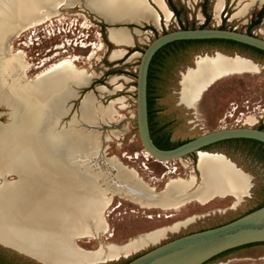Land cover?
<instances>
[{"label": "bare ground", "instance_id": "obj_1", "mask_svg": "<svg viewBox=\"0 0 264 264\" xmlns=\"http://www.w3.org/2000/svg\"><path fill=\"white\" fill-rule=\"evenodd\" d=\"M225 2L214 0L215 18H220ZM232 3L239 9L232 16L237 20L255 5L262 6L264 0ZM76 5V0H0V104L12 111L11 122L0 124V240L42 264H92L98 252L80 251L76 243L83 240L91 243L104 234L108 222L103 207L113 195H122L144 208L168 212L177 211L193 200L201 201V197L214 190L232 192L238 198L248 185L246 176L232 162L225 161L223 154L202 151L197 153L201 182L194 191L186 185L166 187V198L158 200V195L139 182H120L116 186L101 182L104 172L94 169L90 161L100 157L103 145L98 152L86 149L83 131L77 130L74 137L73 126L60 125L66 100L77 98L74 87H87L90 82L87 75L75 69L77 57L63 58L31 79L27 77L31 65L25 52L13 45L29 31L36 32L41 26L53 24L61 11ZM82 6L109 26L108 40L117 47L109 54L111 62L120 61L126 55L124 47L133 46L129 30L114 26L148 22L156 27H161V22L168 26L174 16L166 0H84ZM10 32L14 34L6 44ZM134 35L139 36V30H134ZM209 59L198 63L196 70L182 81L180 100L187 107L194 106L199 96L218 81L257 71L253 63L243 58ZM97 90L100 92L101 88ZM95 102L90 92L82 99L81 110L89 114L88 118L98 114ZM254 124L246 123L248 127ZM107 160L117 170L119 180L138 176L115 158ZM10 175L16 179L6 180ZM124 188L145 198L120 193ZM165 232L157 230L131 238L124 247L111 245L109 251L115 256L129 255L157 245Z\"/></svg>", "mask_w": 264, "mask_h": 264}, {"label": "rangeland", "instance_id": "obj_2", "mask_svg": "<svg viewBox=\"0 0 264 264\" xmlns=\"http://www.w3.org/2000/svg\"><path fill=\"white\" fill-rule=\"evenodd\" d=\"M76 1L77 5L74 8H67L61 11V16L55 18L53 24L49 23L41 26L35 32L36 37H41V40L47 43L58 39L65 43L64 39L66 40V38L74 39L76 37L79 40L80 36L84 42L90 43L84 46L87 47L84 50L79 47L75 48L73 44L71 46L65 45L64 47L65 49L74 48L77 50L74 55V58L77 57L74 67L87 75L86 78L90 82L87 87H74L77 92V98L66 100V111L60 115V125L73 126L74 129L71 131L74 137H76L77 130L83 131L85 135L84 147L86 149H93L94 152H98L100 145H103L100 157H93L90 163L93 164L94 169L104 172L101 179L104 184L109 183L116 186L120 182L127 184L139 182L147 189H150L152 194L158 195V200L166 198V187L186 185L190 190L194 191L201 182L200 172L197 170L198 154L184 157L181 161L176 160V165L174 163L169 164L170 169L172 166L178 167L175 174L168 172L162 166H152L155 170L153 175L142 172L138 163L130 162L125 157L143 150L135 124V86L142 53L156 37L165 32L182 29V27L192 29V27L198 28L204 25L206 18L201 5L205 0H171V5L175 7L179 18L173 16V20L168 26L165 22H161V27H156L151 22L142 23V25H145L143 28H140L142 25L114 26L113 28L127 26L133 38V46L124 47L128 52L117 62L109 60V54L117 48L108 40L107 28L109 26L83 8L82 3L84 0ZM232 1L226 0L219 19L215 18L214 15V0L207 1L204 10L210 15V21L207 24L208 28H219L225 25L226 30H236L245 33L251 31V34L264 39V16L257 25L254 24L257 20V13L260 11L259 8L263 5L260 7L255 5L245 17L233 20V14L239 9ZM151 5L154 6L153 4ZM251 23L252 26H250ZM57 28H64L67 34L61 33L58 35L55 33L52 36L51 33L49 37L47 32ZM134 28L139 29V36L134 35V30H137ZM67 30L74 32V34L68 33ZM13 34V32H10L7 35L6 44L13 37ZM31 36L32 32L29 31L22 38L15 41L13 45L15 49L25 52L26 60L31 65V71L27 73V77L34 79L40 73H37L36 69L38 70V67L34 66L33 59L35 44L39 40L36 42L35 39H31L34 44L29 46L27 42L30 41ZM24 42L27 43L25 46L23 45ZM101 44L103 49L100 47ZM230 47L225 44L218 47L201 44L187 49L186 52L180 55V59L175 61L172 72L163 76L165 81L159 83L165 84L168 88L151 89L153 97L152 113H154L153 124L158 127H164L165 132L169 134L173 143L192 140L215 130L228 129V122L236 118L238 112H252L247 114L249 118L246 120L244 127H247L246 123L250 121L255 123L252 127H256L258 125L256 115L258 113L264 115V106L260 108V105H264V58L262 59L256 55L250 57L242 51H238L237 46ZM62 49L63 47L58 48L57 52L62 51ZM84 51H88L87 59H85L86 65L80 64V59L78 58L83 55ZM92 52L95 53L91 58L90 54ZM227 56L232 59L238 57L251 60L250 62L257 69L256 73L233 75L224 78L208 91L202 93L194 106H185L180 100L181 89L179 92L176 85L177 80L181 82L186 79L192 73L190 68L195 67V62L198 64L210 60L209 58L215 59ZM80 65L83 67H80ZM178 72H182L183 75L179 76ZM98 88H101L100 92L97 90ZM89 92L96 98L95 105L98 109V114L93 119L88 118L89 114L81 110L82 99ZM231 108L233 110L237 109L233 111ZM10 110L7 106L0 104V124L5 125L11 122L12 111ZM227 112L232 113L234 118H228L225 121L224 115ZM83 116H86V120L83 119ZM238 116H241V114ZM236 144L240 148L239 151H230L229 156L223 153L219 154L226 156L224 157L225 161L226 158H229L232 163L234 162V168H239V172L248 179L247 189L239 195L240 197H234L232 192L214 190L201 197V201L193 200L179 207L177 211L167 212L159 209L144 208L132 203L122 195H113L109 204L103 207L104 218L106 223L108 222L104 234L97 236L98 239L93 240L91 243H87L85 240L78 242L76 247L83 252H98L97 257L91 262L92 264H122L161 243L193 232L226 224L263 204L264 165L250 154L249 151L253 147L250 143L238 141ZM224 147L227 148L226 146ZM109 158H115L123 167L133 170L138 176L119 180L116 177L117 170L112 168L110 161L107 160ZM164 174L165 177L163 179ZM15 179L16 176L14 175L6 177V180L10 181ZM120 190V193L122 192L128 196L145 198L142 195L128 191L127 188ZM147 215H160V217L159 219L147 220ZM172 228L176 229L171 230ZM163 229L166 230L165 236L157 245L147 246L126 256L121 254L115 256L109 251L111 245L124 247L131 238ZM1 258L9 264H41L31 257L13 250L12 247L9 248V246L5 247L0 244ZM206 264H264V245L242 248Z\"/></svg>", "mask_w": 264, "mask_h": 264}, {"label": "water", "instance_id": "obj_3", "mask_svg": "<svg viewBox=\"0 0 264 264\" xmlns=\"http://www.w3.org/2000/svg\"><path fill=\"white\" fill-rule=\"evenodd\" d=\"M124 27L129 30L127 26ZM205 40L232 41L264 52V39L245 32L220 28L172 30L159 35L147 46L140 58L136 76L135 124L143 149L159 161L180 160L197 154L204 148L229 140H254L264 144V130L243 126L215 130L169 150L160 149L155 145L150 133L147 102L148 73L151 61L158 51L169 44ZM261 243H264V206L226 224L161 243L125 264H206L227 251ZM0 244L8 247L1 240ZM12 249L31 257L23 250ZM31 258L38 261L34 257Z\"/></svg>", "mask_w": 264, "mask_h": 264}, {"label": "flooded vegetation", "instance_id": "obj_4", "mask_svg": "<svg viewBox=\"0 0 264 264\" xmlns=\"http://www.w3.org/2000/svg\"><path fill=\"white\" fill-rule=\"evenodd\" d=\"M263 6H264V4H263ZM263 6L261 8H259V10H262ZM38 39H39V41L35 44V49H34L35 54H34V58H33L34 59V66L38 67V70L36 69L37 73L41 72L46 67H49L50 65L56 63L57 61H59L63 58H67V57L68 58H74V55L77 52V50H75L74 48L65 49L64 48L65 46H63L64 42H61L60 39L55 40V41H51L50 43H47L46 41H42L41 37H38ZM64 41H66V40L64 39ZM199 45H201V44L177 42L174 44H169L168 46H166L162 50L158 51L156 53V55L153 57L151 64H150L149 73H148V87H150V89L156 88V90L157 89H165V88L167 89L168 86L166 87L165 84H159L160 82L165 81L163 76L165 74H170L172 72V70L174 68L173 65H174L175 61L180 59V55L182 53L186 52V50L189 48L196 47ZM207 45H212V46L218 47L220 45L222 46L223 44L215 43V44H207ZM62 46H63L62 51L57 52V49L59 47L62 48ZM238 51H242L243 53H245L246 55H249L250 57L256 55L252 51L244 49V48H240V47H238ZM87 54H88V51L87 52L84 51L83 55L78 57L80 59L79 60L80 64H85V65L87 64L85 62V59H87ZM256 56H259L262 59L264 58V56H260V55H256ZM227 57H229V56H227ZM249 61H251V60H249ZM196 64H197V62H195V67L190 68V70L195 71L197 68ZM80 67H83V66L80 65ZM178 75L182 76L183 74H182V72H178ZM182 81H181V83H180V80H177V82H176V85L178 86L179 92H180V89L182 86ZM263 106H264L263 104L260 105V108H262ZM236 109L237 108H235L233 110V108H231V110H233V111H235ZM263 112H264V110H263ZM249 113H252V112L249 111L247 113H244V112H238L237 113L236 118L239 117L238 116L239 114H242V118H241L242 124L237 126V127L245 126L244 124H245L246 120L249 118L247 116V114H249ZM230 114H231L230 112L225 113V115H224L225 121L228 120V118H232V117L234 118V116L230 117L229 116ZM256 116H257L256 119H257L258 125H256L255 128L262 130L261 128L264 127V115L258 113V115H256ZM236 118H234L228 122V124H227V126H229L228 128H235L234 124L236 123ZM168 135L169 134L167 132H165V130H163L162 133L160 134V138H165ZM238 141L250 143L253 146L249 151L250 154H252V156H254L260 163H262V165H264V144L257 142V141H254V140L224 141V142L214 144L210 147L204 148L203 151L211 152V153H215V152L216 153H223L226 156H229L230 151H235V150L239 151L240 148L236 144ZM224 146H226L227 148H225ZM225 155H224V157H226ZM226 159L229 162H231V160L229 158H226ZM232 164L235 166L234 162ZM237 169L239 170V168H237ZM135 257H133V258H135ZM133 258H131L130 260H132ZM128 261H125L122 264H125Z\"/></svg>", "mask_w": 264, "mask_h": 264}, {"label": "trees", "instance_id": "obj_5", "mask_svg": "<svg viewBox=\"0 0 264 264\" xmlns=\"http://www.w3.org/2000/svg\"><path fill=\"white\" fill-rule=\"evenodd\" d=\"M208 0H205L202 5H201V8L204 12V15H205V18H206V21H205V24L198 27V28H208L207 24L209 23L210 21V15H208L204 8H205V4L207 3ZM167 2V5L169 6V8L173 11L174 13V16L176 18H179L178 16V13L176 11V9L171 5V0H166ZM264 16V6L262 8V10H260L258 13H257V20L255 21L254 24H258L260 22V20L263 18ZM252 26V23L251 25ZM220 29H226L225 28V25H222L221 27H219ZM182 29H188L187 27H182ZM192 29H196L195 27H192ZM247 34L249 35H253L251 34V31L247 32ZM181 43H191V44H215V43H220V44H225L227 46H237V47H240V48H244V49H247V50H250L252 51L254 54L256 55H260V56H264V52L260 51V50H257L255 48H252V47H249V46H246V45H243V44H239V43H236V42H232V41H225V40H205V41H186V42H181ZM174 44V43H172ZM168 46V45H167ZM166 47V46H165ZM164 47V48H165ZM163 49V48H162ZM161 49V50H162ZM147 102H148V119H149V127H150V133H151V137L155 143V145L160 148V149H163V150H169V149H173L185 142H188L189 140L187 141H184V142H181V143H173L170 139V136L168 135L167 137L165 138H160V134L162 133V131L164 130V127H158L157 125L153 124V121H152V118H153V97L151 95V89L150 87H148L147 89ZM262 130H264V127L261 128ZM264 206V203L263 204H260L259 206H257L256 208L252 209L251 211L247 212L246 214L256 210V209H259L261 207ZM245 215V214H244ZM202 231V230H201ZM256 245H264V243H261V244H252V245H247V246H244V247H240V248H237V249H233V250H230V251H227L215 258H213L212 260L210 261H214L216 260L217 258L219 257H222L224 255H227L229 253H232L236 250H239V249H242V248H247V247H251V246H256ZM209 261V262H210ZM0 264H9L7 262H5L2 258L0 259Z\"/></svg>", "mask_w": 264, "mask_h": 264}, {"label": "built area", "instance_id": "obj_6", "mask_svg": "<svg viewBox=\"0 0 264 264\" xmlns=\"http://www.w3.org/2000/svg\"><path fill=\"white\" fill-rule=\"evenodd\" d=\"M80 27H81V25H80ZM51 32H52V35H55V33H57L58 35H60L61 33H66V31L64 30V28H57L56 30L51 29ZM47 33H48L49 36H51L50 31H48ZM68 33L74 34V32H70V31H68ZM32 34H34V35H33V37H30V39H35L36 41L39 40L38 37H35V32H32ZM82 36H84V35L82 34ZM78 37H79V35H78ZM79 38H80L79 40L76 39V37L74 39L73 38H71V39H67L66 38V41H65L64 45L71 46L73 44V46L75 48H78L79 47L80 49H83V50L84 49H87V47H84V46L87 45V44H90V43L84 42V40L81 38V36ZM29 42H31L32 45L34 44L33 41H29ZM26 44H27L26 42L23 43V45H26ZM229 116L232 117L234 115L231 113ZM241 117H242V114H241V116H239V117L236 118V123L234 124L235 127H237V126H239V125L242 124ZM125 158L127 160H129L130 162L138 163L139 164V169L142 172L148 173V174H152V175L155 174V170L153 169L152 166H156V165L162 166L165 169H167L168 172H173L174 174L178 170V167L177 166H172L171 169L168 166L171 163H174V165H176V162H175L176 160L175 161H172V162L159 161V160L153 158L144 149L142 151H140V152H136L133 155L127 156ZM181 160L182 159H180L179 161H181ZM165 163H167V164H165ZM164 177H165V174L163 175L162 178L164 179ZM159 217H160V215H147L146 216V219L147 220H153L154 218H158L159 219Z\"/></svg>", "mask_w": 264, "mask_h": 264}]
</instances>
